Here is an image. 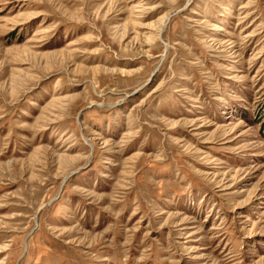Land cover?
<instances>
[{
    "label": "rangeland",
    "instance_id": "rangeland-1",
    "mask_svg": "<svg viewBox=\"0 0 264 264\" xmlns=\"http://www.w3.org/2000/svg\"><path fill=\"white\" fill-rule=\"evenodd\" d=\"M0 264H264V0H0Z\"/></svg>",
    "mask_w": 264,
    "mask_h": 264
}]
</instances>
